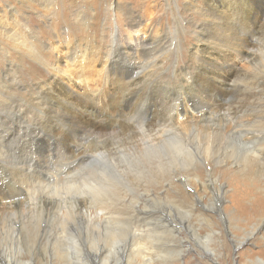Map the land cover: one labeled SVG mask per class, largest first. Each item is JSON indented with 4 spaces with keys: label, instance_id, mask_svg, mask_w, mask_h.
Segmentation results:
<instances>
[{
    "label": "rangeland",
    "instance_id": "obj_1",
    "mask_svg": "<svg viewBox=\"0 0 264 264\" xmlns=\"http://www.w3.org/2000/svg\"><path fill=\"white\" fill-rule=\"evenodd\" d=\"M71 2L0 0V260L264 264V13Z\"/></svg>",
    "mask_w": 264,
    "mask_h": 264
},
{
    "label": "bare ground",
    "instance_id": "obj_2",
    "mask_svg": "<svg viewBox=\"0 0 264 264\" xmlns=\"http://www.w3.org/2000/svg\"><path fill=\"white\" fill-rule=\"evenodd\" d=\"M48 1H50V0H45V2H48ZM72 0H66V3H67V5L70 7V5H71V2ZM68 2H69V4H68ZM253 2H254V5H255V8L260 12V13H264V0H253ZM51 3V2H50ZM49 5V4H48ZM71 8V7H70ZM72 11V10H71ZM119 56L118 57V59L120 58V54H118V53H115V56ZM72 58V57H71ZM134 65H136V64H134ZM134 65H132L131 66V68L132 67H134ZM137 67V66H136ZM135 67V68H136ZM264 74V73H263ZM235 79V78H234ZM234 79H232L231 81H235ZM241 79V78H240ZM243 80H245L244 78H243ZM243 80L241 79L238 83L239 84H243V85H245L244 83H243ZM129 82H131L130 80H129ZM234 83L233 82H231V85H233ZM242 85V86H243ZM242 87H240V86H238V85H235V87H234V89L235 90H238V91H246V88L243 86V90L241 89ZM1 95H3L4 93H0ZM231 100V99H230ZM229 100V101H230ZM236 101V100H235ZM231 103H232V101H230ZM237 102H239V99L235 102V104L237 103ZM230 103V104H231ZM28 104L26 103V102H24V101H21L20 103H18V108H17V111H18V113L19 114H21L22 115V113H25V112H27L28 111V106H27ZM250 108H252L251 110L254 112V113H259L258 115H257V118H259L260 120L262 119L263 120V122H264V104H263V106H261L260 107V104H258V103H256L255 105H253V106H251V107H249V106H247V105H240V104H236L235 105V110H234V112L237 114V115H243L248 109H250ZM232 116V115H231ZM67 118V117H66ZM203 119L204 120H207V121H212V117L210 116V115H207V114H205V112H204V117H203ZM257 120V119H256ZM41 121V120H40ZM40 121L38 120V121H35V122H37L36 124H35V128H39V124H40ZM58 121H60V120H58ZM41 126V125H40ZM243 126V125H242ZM234 128V127H233ZM232 132H233V130H232ZM245 132V126L242 128V130H239V133H244ZM235 135V134H234ZM246 136V135H245ZM253 137H252V139L251 140H253V141H263L264 140V134L262 135H260V134H258V135H256V134H253L252 135ZM244 137V136H243ZM38 138V137H37ZM113 140H115L114 138H113ZM250 140V139H249ZM114 143V146H113V148L114 149H119L121 146H122V143L120 142V141H118V140H116V141H114L113 142ZM184 146H186V147H188L189 145H187V144H184ZM246 146V145H245ZM191 148V147H190ZM263 149V148H262ZM263 151V150H262ZM260 152V151H259ZM264 152V151H263ZM261 154V153H260ZM248 173V172H247ZM251 173V172H250ZM261 173V172H260ZM245 174H246V172H245ZM244 174V175H245ZM1 176V175H0ZM3 176V175H2ZM174 178V177H173ZM3 179L5 180V178L3 177ZM126 179V178H125ZM173 182V181H172ZM80 187V186H79ZM1 188V187H0ZM1 189H3V191L4 192H0V196H2V197H6L7 196V192H5V189L4 188H1ZM29 196H30V194H29ZM31 199H27L26 201H25V205L26 206H29V204L32 206V202L30 201ZM198 200L199 201H202V197H198ZM17 202V201H16ZM15 202V203H16ZM40 203H41V205H43V203H44V201H40ZM46 204H47V206L49 207V210L53 207H56L57 206V202H55V201H46ZM88 207H91V205H89L88 204V202L87 201H83V202H75V205H74V208H77V209H79L80 210V216L82 217V218H84V217H89L88 216V212L86 211L87 210V208ZM84 209H86V210H84ZM45 216H50V212H48L47 214H45ZM110 229H112L111 227H110ZM118 229V228H117ZM116 229V230H117ZM109 232V231H108ZM114 233V232H113ZM70 251L71 250H68L67 249V251H66V253L65 254H67V255H71V253H70ZM260 262L261 263H264V259L263 260H260ZM0 264H10L9 262H8V260H0Z\"/></svg>",
    "mask_w": 264,
    "mask_h": 264
}]
</instances>
